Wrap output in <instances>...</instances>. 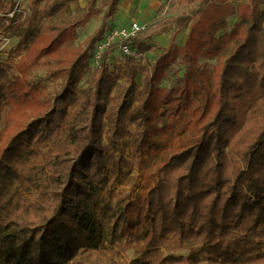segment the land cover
Masks as SVG:
<instances>
[{
	"label": "trees",
	"instance_id": "obj_1",
	"mask_svg": "<svg viewBox=\"0 0 264 264\" xmlns=\"http://www.w3.org/2000/svg\"><path fill=\"white\" fill-rule=\"evenodd\" d=\"M87 1L68 20L78 0H30L25 16L0 15L20 57L0 61V264H264L263 0H167L133 38L144 53L170 32L141 78L129 57L110 71L112 46L80 86L120 2ZM228 16L237 21L218 35ZM202 56L217 57L212 71ZM179 58L182 74L169 81ZM154 159L142 195L102 194L126 166ZM134 247L139 257L116 259Z\"/></svg>",
	"mask_w": 264,
	"mask_h": 264
},
{
	"label": "rangeland",
	"instance_id": "obj_2",
	"mask_svg": "<svg viewBox=\"0 0 264 264\" xmlns=\"http://www.w3.org/2000/svg\"><path fill=\"white\" fill-rule=\"evenodd\" d=\"M101 1L102 0H98L96 7L100 5ZM166 2L167 0H120L114 16L109 20V25L112 28H121L124 26H128L130 23L129 21L130 20L132 21L134 19L139 21L141 25L142 24L146 25L147 22L151 21L157 16L159 7ZM78 3H79V7H77ZM78 3L77 4L72 3L73 11L70 14L62 15L60 19L68 20L72 17H79L84 12H86L87 11L86 5L88 1L78 0ZM106 7L107 5L103 6L101 11L99 13H96L93 17H91L85 26H81L78 28L77 31L78 39L76 41V44L84 42V40L90 34H92L95 31V29L101 24ZM261 7L264 9V0ZM27 13L28 10L26 14ZM172 14L174 15V13ZM173 15H169V17ZM227 20H228L227 28L220 30L218 32V35H223L225 32L230 31L234 26V23L237 21V17L228 16ZM128 29L131 30L130 26H128ZM187 32L188 29H185L177 35V43L179 45L184 43L185 37L187 36ZM17 42H18V37L12 35L10 31L5 32L2 29V24H0V61H6L7 63H9V62H17L20 59V57L13 58L14 50L17 46ZM147 42L151 44V50L145 51L140 58H132L134 64L137 66L139 70V78H141L143 73H145L146 69L149 66L148 64L150 63L151 60L154 59L156 54L168 47L170 43V32L153 37L147 40ZM100 61L101 60H97L96 57L94 56L93 58L90 59L87 69L85 70L83 77L79 82L80 86L88 85L89 72H91L94 68H96L100 64ZM123 62H125V58H123V54L115 50L112 51V53L109 55L107 60V64L109 65L111 72H114L117 68V65L123 64ZM200 62L202 65H207L209 70L212 71L217 62V57L202 56L200 58ZM182 69H183V65L181 59L179 58L176 61V63H174L171 72H168L169 81L172 79L174 74H182ZM167 82L168 80H165L163 84H166ZM6 110L7 107L1 112L2 119H0V131L5 125L3 119ZM130 130L131 132L135 131L134 124L130 125ZM131 139H132V135L127 136V140L131 141ZM125 151H126L125 152L126 157L132 161L134 156L133 147L130 146ZM158 159L159 160L164 159V150L161 152ZM156 161L157 160L154 159L152 162L148 163V165L145 166L143 169L138 168L135 162L133 166L130 165L126 166L125 167L126 174L121 177V180L119 182H112L107 184L102 190V194L107 196L108 194H110V192H113L115 194V201H117L121 197H127L128 194L132 192V190L135 194L142 195L149 186L154 184V179L152 178V175L154 174V171L157 167ZM161 250L167 254L173 252L177 255H188L191 251V248L183 247L180 249H174L172 251L166 249L165 247H161ZM107 256L110 255L109 254L104 255L103 258H106ZM139 256L140 254L137 248L134 247L129 249L127 252L122 253L120 256L116 257V259L118 261L130 262L132 259L137 258ZM152 258L153 260L155 259L154 256H152Z\"/></svg>",
	"mask_w": 264,
	"mask_h": 264
},
{
	"label": "built area",
	"instance_id": "obj_3",
	"mask_svg": "<svg viewBox=\"0 0 264 264\" xmlns=\"http://www.w3.org/2000/svg\"><path fill=\"white\" fill-rule=\"evenodd\" d=\"M8 1V0H7ZM30 0H13V9L8 13L0 11V15L6 14L14 17L15 14L25 15L28 10ZM130 26L131 30L128 29ZM128 26L121 28H109L101 41L98 42L95 51L97 60H101L105 50L115 46V51L123 54V58H140L143 55L136 46L132 44L133 38L138 36L145 29V24H140L137 20L130 21Z\"/></svg>",
	"mask_w": 264,
	"mask_h": 264
},
{
	"label": "crops",
	"instance_id": "obj_4",
	"mask_svg": "<svg viewBox=\"0 0 264 264\" xmlns=\"http://www.w3.org/2000/svg\"><path fill=\"white\" fill-rule=\"evenodd\" d=\"M134 20H135V19H134ZM130 21H131V20H130ZM130 21H129V22H130Z\"/></svg>",
	"mask_w": 264,
	"mask_h": 264
}]
</instances>
